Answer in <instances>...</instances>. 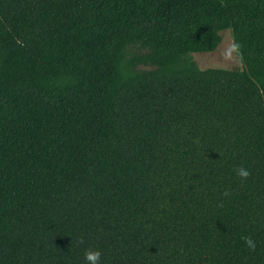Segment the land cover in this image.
<instances>
[{"label": "trees", "instance_id": "obj_1", "mask_svg": "<svg viewBox=\"0 0 264 264\" xmlns=\"http://www.w3.org/2000/svg\"><path fill=\"white\" fill-rule=\"evenodd\" d=\"M90 246L264 264V0H0V264Z\"/></svg>", "mask_w": 264, "mask_h": 264}, {"label": "rangeland", "instance_id": "obj_2", "mask_svg": "<svg viewBox=\"0 0 264 264\" xmlns=\"http://www.w3.org/2000/svg\"><path fill=\"white\" fill-rule=\"evenodd\" d=\"M221 41L212 51H199L192 54L193 59L201 68L221 67L228 69H241L243 63L232 48L233 35L230 29L220 31Z\"/></svg>", "mask_w": 264, "mask_h": 264}, {"label": "clouds", "instance_id": "obj_3", "mask_svg": "<svg viewBox=\"0 0 264 264\" xmlns=\"http://www.w3.org/2000/svg\"><path fill=\"white\" fill-rule=\"evenodd\" d=\"M238 45L232 44V48H236ZM236 174L240 177H247L249 175V172L244 167H237L236 168ZM245 243L248 248L255 249L256 242L250 238L245 237ZM100 258H101V250L97 247H88L83 252V259L85 261V264H100Z\"/></svg>", "mask_w": 264, "mask_h": 264}]
</instances>
